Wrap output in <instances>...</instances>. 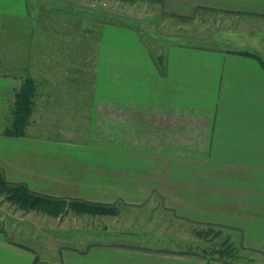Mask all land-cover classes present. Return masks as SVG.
Here are the masks:
<instances>
[{"label": "crops", "instance_id": "1", "mask_svg": "<svg viewBox=\"0 0 264 264\" xmlns=\"http://www.w3.org/2000/svg\"><path fill=\"white\" fill-rule=\"evenodd\" d=\"M56 1L0 0V171L34 192L118 211L39 212L89 221L72 244L45 246L48 260L0 225V264H243L203 255L206 241L146 244L181 234L173 220L219 226L254 254L248 264H264V68L236 53L264 62V0H109V9L94 0L95 11ZM120 2L126 26L115 20ZM85 27L97 30L90 57ZM27 75L37 84L29 123L6 136Z\"/></svg>", "mask_w": 264, "mask_h": 264}, {"label": "rangeland", "instance_id": "2", "mask_svg": "<svg viewBox=\"0 0 264 264\" xmlns=\"http://www.w3.org/2000/svg\"><path fill=\"white\" fill-rule=\"evenodd\" d=\"M41 0H36V4L40 5ZM72 0H65V3L62 2L61 0L56 1V2H52L53 4H61V5H72L74 4L73 2H71ZM100 2L103 0H99ZM98 1V2H99ZM105 1V8L109 9L112 8V5H109V0H104ZM97 2V3H98ZM46 6L48 5V0H46ZM82 3V1H81ZM94 0H84V5L85 8L90 7V9H92L93 11L94 8H96L97 6H95L97 4ZM120 5H117V16L115 17L118 21V23H121L122 21L125 23H128L129 21L124 19L123 17V13H124V9H123V2H120ZM114 6V5H113ZM66 9V7H65ZM60 10V9H58ZM48 14V13H47ZM91 12H84L85 18L87 19L88 17H90ZM139 14V13H138ZM134 24V22H133ZM126 26V25H125ZM102 32V28L99 29ZM98 30V31H99ZM96 29H90L88 27H85V41H84V52L85 55L87 57H90L91 53L94 52V37L96 35ZM145 32V31H144ZM45 35L48 37L47 31H45L44 28H38L37 29V38L38 39H42L44 40ZM44 50V45H38V51L37 52V56H39L40 51ZM46 51V50H44ZM84 65H85V83H89L90 79L92 80V74L89 75V73H91L92 68H90L91 64H92V60L91 59H85L84 60ZM38 68L41 67V65L39 64L37 66ZM24 72L22 71L20 74H23ZM24 77V76H23ZM103 77H105L103 75V73H101V75L98 78V84L100 85H104L103 84ZM25 78V77H24ZM23 78V79H24ZM95 98H99L100 94L97 93L95 91L94 93ZM94 98V97H93ZM167 173V172H166ZM168 174V173H167ZM133 176H136L135 173H133ZM104 219V218H102ZM100 218L93 217L92 221L93 222H98L101 223V221H104ZM173 225L175 226V228L178 227V225L180 226L179 230L181 231V234L174 236V239H169L165 241H153L152 238L151 239H147L146 240V244L149 245H165V247H173L176 249H185V250H191V249H196L197 250V244L194 245L195 243H198L200 245H204V241L201 237H198L196 234H194L193 231L198 232V231H202L205 230L204 228L206 226L204 225H198L196 223H192L190 221H180L178 222L177 220H173ZM89 221L87 220H83L80 221V219H71L69 218V216H67V218H65V215L62 216L61 218L58 219H51V221L48 219V217L46 215H43L39 212H23L21 211V209H17L16 205L9 203L8 201L4 200L3 197L0 196V225L5 229V233L7 235H9L10 237L14 238L15 240L21 241L22 243L26 244V245H31L33 246L39 253V257L43 258V259H52V254L48 252V254H44L43 250L45 249V246L48 245V248H54L56 245H61V244H72V240L75 238L74 235H71V233L73 232L75 225L79 224L82 226H78L81 228H84L83 226L85 225V223H87ZM89 223L87 227V229L91 228L90 225H93L92 227H94V224ZM103 223V222H102ZM67 224L68 227H70V229L66 230L65 232L69 233L66 235H60L57 234L55 232H53L52 230L48 231V229H51L52 227H57V226H62ZM99 225V224H98ZM207 228V227H206ZM35 240V244L32 243V240ZM220 238L217 239V241H219ZM43 254V255H42ZM253 253H248V252H244L239 250V256H238V261L242 262L243 264H248L249 261H252L251 259V255ZM254 255V254H253ZM255 257V256H254ZM48 264H50V262H48ZM252 264V263H249Z\"/></svg>", "mask_w": 264, "mask_h": 264}, {"label": "trees", "instance_id": "3", "mask_svg": "<svg viewBox=\"0 0 264 264\" xmlns=\"http://www.w3.org/2000/svg\"><path fill=\"white\" fill-rule=\"evenodd\" d=\"M124 22L122 21L120 24H124ZM236 53L256 59L264 68V62L257 53L249 51H237ZM161 71L163 72V68ZM36 91L35 79L30 75L25 76L15 93L11 123L3 132L4 135L24 136L31 117ZM0 196L23 211L34 210L52 217H57L67 211L90 215H114L118 211L115 204L88 202L74 198L64 199L34 192L25 184L8 182L1 171ZM204 229L197 232L198 237L207 242L200 252L213 259L234 263L238 259L239 249L231 242L230 236H222L223 230L219 226L208 225ZM218 238H220L219 241H217ZM34 264H38L37 260Z\"/></svg>", "mask_w": 264, "mask_h": 264}]
</instances>
